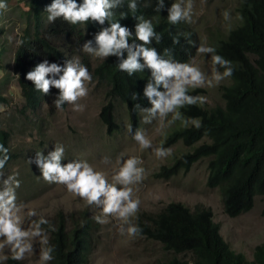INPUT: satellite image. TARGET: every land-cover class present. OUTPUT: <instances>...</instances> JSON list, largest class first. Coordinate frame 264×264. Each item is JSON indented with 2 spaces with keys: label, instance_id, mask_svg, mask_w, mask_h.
<instances>
[{
  "label": "trees",
  "instance_id": "trees-1",
  "mask_svg": "<svg viewBox=\"0 0 264 264\" xmlns=\"http://www.w3.org/2000/svg\"><path fill=\"white\" fill-rule=\"evenodd\" d=\"M52 2L25 0L27 9L21 12L24 27L14 49L12 69L24 98L22 112L25 109L37 110L42 105L48 108V112L57 109L54 101L59 90L52 87L48 94L37 91L34 84L26 79L29 71L44 60L66 67L68 60L78 57L91 72L93 80L106 85L107 102L99 112L106 131L110 134L119 127L114 114L116 100L125 106L132 128L138 126L141 113L133 105L140 103L151 107L143 96L150 71L145 69L129 76L119 70L116 56L100 58L92 66L90 59L93 55L82 50L83 44L89 40L93 48L98 47L94 37L102 27H108L109 22H119L128 28L132 33L129 44H139L141 42L135 40L138 23L135 17L143 16L152 21L156 32L163 37L160 43L153 40L148 45L156 48L159 54L168 48L172 50L174 59L186 62L196 52L194 28L185 21L173 25L167 20L173 0H164L165 7L160 12L155 10L157 0H137L135 13L128 7L130 0H122L119 7L112 9L113 16L103 26L92 20L72 25L63 18L50 23L46 7ZM77 3L82 4L83 0H77ZM237 11L240 23L213 43L216 54L231 61L234 68L233 75L228 77L229 84L221 88L223 105L204 107L197 104L180 109L186 117L199 118L202 126L200 129L178 127L167 135L163 145L179 140L186 146L199 144L192 151L179 155L171 165L161 166L155 173L158 177L169 178L181 170L187 171L194 162L207 159L206 184L210 188H218L223 211L229 217L250 210L255 197L264 196V0H238ZM121 13L127 15L122 16ZM177 34L180 42L173 44V36ZM2 49L0 46V53ZM124 59H127L126 51ZM49 78H52L51 74ZM55 78L59 79V76ZM6 79L7 76L0 78V106L8 103L2 92ZM200 91V88L189 89V94L198 95ZM134 93H139V100L132 99ZM10 137L9 130L0 124V144L9 150L11 157L4 169L17 158L10 147ZM2 155L0 153V158ZM135 223L142 228L143 236L160 243L162 249L171 255L160 264H264V241L255 245L251 259L234 251L221 235L213 212L204 206L191 209L181 202L171 201L156 212L137 214ZM49 225H44V228L49 246L55 248L54 259L49 264H87L93 226L86 213L78 217L71 214L70 224L63 214L57 213ZM6 264L23 263L9 256Z\"/></svg>",
  "mask_w": 264,
  "mask_h": 264
},
{
  "label": "rangeland",
  "instance_id": "rangeland-1",
  "mask_svg": "<svg viewBox=\"0 0 264 264\" xmlns=\"http://www.w3.org/2000/svg\"><path fill=\"white\" fill-rule=\"evenodd\" d=\"M5 2L7 9L0 10V46L3 48L0 53V78L7 76L2 92L8 103L2 105L4 111H0V124L9 130L10 147L17 154V158L1 173L5 179L9 175L19 179L20 187L16 190L17 204L28 205L36 211L37 218L44 216L49 223L55 219L57 213L63 214L70 224L71 214L78 217L85 212L93 226L91 252L87 264H160L171 256L162 249L160 243L143 235L133 239L120 236L117 232V221L111 216L106 218V223H97L93 217L100 215L99 208L87 205L78 197H74L63 185L45 182L36 164L29 163V159H34L37 152H43L47 156L49 151L54 150V145L59 143L65 148L62 163L66 164L73 159H86L98 170L108 173L110 179L112 164L120 153L125 156L137 155L144 160L143 167L146 168L144 181L135 188V195L141 200L137 214L156 212L171 201L181 202L191 209L196 206L210 208L214 221L220 225L221 235L231 248L251 259L255 245L264 241V196H256L250 210L239 216L229 217L223 211L218 188H210L206 184L207 159L196 161L187 171L181 170L169 178L155 175L161 166L171 165L179 155L192 151L199 143L186 146L179 140L167 144L165 147H173V156L163 161L156 160L150 150L140 151L132 135L127 132V127L131 124L125 106L117 100L114 101V114L119 127L109 134L99 117L102 105L107 102L106 85L98 84L93 77L91 82H86L88 95L77 102L83 106L82 111H74L73 105L67 103L63 110L54 109L48 112V108L42 105L37 110L25 109L22 112L24 98L20 94L12 66L19 32L24 27L21 12L27 7L25 0ZM175 2L177 0H173V3ZM237 6L238 0H193L192 22L188 23L196 32L197 48L201 43L214 47L213 43L217 39L225 37L230 29L240 23ZM225 10L230 11V21L223 18L222 13ZM193 57L202 71L210 73V55L197 56L195 52ZM99 59L92 56V66ZM228 84L229 79L226 78L217 86L200 88L198 95L207 98V102L202 106L223 105L221 88ZM141 121L142 113L136 128L146 129L154 145L164 143L172 130L183 127L180 121H177L165 129L164 135H156L153 132L155 121L151 125ZM105 158L108 162H105ZM136 216L133 217L134 223ZM29 223L30 219L23 216L22 227L27 229ZM31 242L33 251L25 254L21 260L23 264L38 262L41 247L39 238ZM7 253V248L0 249V257ZM0 264H6V260L0 259Z\"/></svg>",
  "mask_w": 264,
  "mask_h": 264
},
{
  "label": "clouds",
  "instance_id": "clouds-1",
  "mask_svg": "<svg viewBox=\"0 0 264 264\" xmlns=\"http://www.w3.org/2000/svg\"><path fill=\"white\" fill-rule=\"evenodd\" d=\"M122 0H83L78 4L77 0H53L46 7L48 21L54 23L58 18L75 25L86 23L89 20L98 22L101 26L113 16L112 9L117 8ZM131 12L138 10L137 0H130L128 5ZM165 7L164 0H157L156 11L160 12ZM7 3L0 0V10H6ZM126 16V13H121ZM193 0H177L168 9V22L178 24L181 21L192 22ZM225 21L231 20L229 10L223 13ZM138 23L135 26V40L129 44L131 31L122 27L119 22H109L108 27L102 29L95 35L97 48L92 47V41L85 42L82 50L85 53L99 58L116 56L118 68L127 72L129 76L137 72L149 70L151 75L147 80L143 96L151 107H144L140 103L133 108L142 113L143 124H153V132L156 135H164L165 129L177 121L185 128L195 127L200 129L201 120L194 117H186L180 111L185 106L203 105L207 102L205 96L190 95L189 89L211 88L219 85L224 79L231 77L234 72L232 62L223 56L216 54V49L201 43L196 51L197 56L210 55L211 71L206 73L199 67L196 58L190 57L188 61L181 62L173 58L172 50L165 48L163 54H159L156 48L149 47L153 40L158 44L162 35L157 33L151 20L143 16H136ZM179 34L173 36V44H179ZM195 46V45H194ZM127 52V59L124 53ZM167 57V58H166ZM141 60L143 63H141ZM218 66V67H217ZM220 69H223L221 72ZM63 73L62 75H60ZM51 74L52 78H49ZM59 76V79L55 77ZM26 79L31 81L37 91L48 94L50 88L59 90V96L54 105L58 110H63L65 103L73 105L74 111H82L83 106L78 100L88 95L86 82H91L92 76L87 66L74 58L68 60L65 66L51 63L47 60L39 63L34 70L26 74ZM133 100H139V93H134ZM0 111L4 107L0 106ZM169 116L171 119H169ZM127 132L138 145L140 151L150 150L152 156L158 161L172 157L173 147H165L163 143L153 144V139L144 128L131 126ZM8 149L0 144V170L11 158ZM65 148L62 144H55L54 150L45 156L43 152H37L34 159L29 163H35L41 172V177L50 184L63 185L67 192L86 202L87 205H95L101 210L100 215L93 219L99 223H106V218L111 216L117 221V232L122 237L129 239L142 235V228L133 222V217L140 210L141 200L135 195V188L141 184L146 176V168L143 167L144 160L137 155L125 156L120 153L111 167V175L103 170H98L86 159H73L64 161ZM105 162L107 158H105ZM0 249L7 248V255L0 257L2 260L11 259L21 261L26 253L33 251L32 240L39 238L40 249L37 264H49L54 259V246H49L47 230L43 227L49 225L44 216L37 218L34 209L23 203L17 204L16 190L20 187V181L14 175L6 179L0 173ZM30 219L27 229L22 227V217ZM49 227H51L49 225Z\"/></svg>",
  "mask_w": 264,
  "mask_h": 264
}]
</instances>
